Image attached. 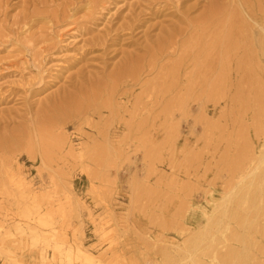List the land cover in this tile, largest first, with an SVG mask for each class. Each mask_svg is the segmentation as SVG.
I'll return each mask as SVG.
<instances>
[{
  "label": "rangeland",
  "instance_id": "obj_1",
  "mask_svg": "<svg viewBox=\"0 0 264 264\" xmlns=\"http://www.w3.org/2000/svg\"><path fill=\"white\" fill-rule=\"evenodd\" d=\"M209 1L0 0V264H264V86L160 70Z\"/></svg>",
  "mask_w": 264,
  "mask_h": 264
},
{
  "label": "bare ground",
  "instance_id": "obj_2",
  "mask_svg": "<svg viewBox=\"0 0 264 264\" xmlns=\"http://www.w3.org/2000/svg\"><path fill=\"white\" fill-rule=\"evenodd\" d=\"M202 8L204 11L198 19L199 22L191 24V21L190 25L186 24L191 11L195 9L189 8L181 13L180 18L176 17L178 25L172 24L173 30L167 35V39L159 40L158 50H163L167 45L169 50L176 49L175 45L180 44V39L189 41L188 47L191 46L188 50L183 47L174 50L171 54L179 55V61L171 68L161 67V72L168 70L170 72L167 76L182 78L179 83L183 82L184 77L188 79V75L199 72V77L205 78L202 84L209 92L233 87L241 93H246L247 88L264 86V0H211ZM182 22L186 25L185 28L180 26ZM146 51L148 55L155 53V50L150 48ZM142 62H146L145 57L131 55L120 73H125L127 78L133 77ZM153 70L154 65L146 72L151 74ZM139 79L138 75L136 80ZM114 92L115 89L112 93ZM65 105L64 111L73 109L72 107L79 106V100L72 97ZM80 106L76 108L77 111L81 110ZM109 109L115 115L112 105ZM134 114L131 112V117ZM261 162L264 165V160ZM213 218L210 219L209 225L219 223L217 218ZM199 238L200 236L196 237L191 246L197 245ZM236 239L243 241V235H237ZM77 251L79 254L84 253L81 248L76 250L70 245L65 254L61 251L59 263L77 264ZM88 253L94 255V251L89 250ZM47 254L46 252L43 255V259L55 256L56 250L53 254ZM88 257L92 262V257Z\"/></svg>",
  "mask_w": 264,
  "mask_h": 264
}]
</instances>
